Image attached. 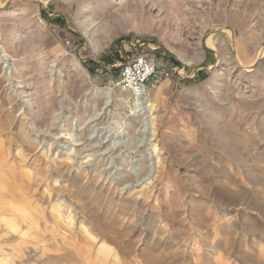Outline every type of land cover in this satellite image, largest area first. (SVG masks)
<instances>
[{
    "label": "rangeland",
    "instance_id": "rangeland-1",
    "mask_svg": "<svg viewBox=\"0 0 264 264\" xmlns=\"http://www.w3.org/2000/svg\"><path fill=\"white\" fill-rule=\"evenodd\" d=\"M6 54L0 264H264V0H0Z\"/></svg>",
    "mask_w": 264,
    "mask_h": 264
},
{
    "label": "built area",
    "instance_id": "built-area-1",
    "mask_svg": "<svg viewBox=\"0 0 264 264\" xmlns=\"http://www.w3.org/2000/svg\"><path fill=\"white\" fill-rule=\"evenodd\" d=\"M155 75L153 61L146 56H139L122 68L119 85L136 99H142L146 95L147 84Z\"/></svg>",
    "mask_w": 264,
    "mask_h": 264
},
{
    "label": "bare ground",
    "instance_id": "bare-ground-1",
    "mask_svg": "<svg viewBox=\"0 0 264 264\" xmlns=\"http://www.w3.org/2000/svg\"><path fill=\"white\" fill-rule=\"evenodd\" d=\"M4 57L5 58H3V61L0 60V63H4L6 68H9L10 61H14V60L11 59V57L8 54H6ZM140 101H141L140 104L142 105V107L140 106L142 108L141 111H143L141 115L142 116L148 115V116H146V119L149 120V122L146 123V125L154 126L155 124L153 123V121H154L153 115L155 114L154 112H155L156 105L154 103L149 102L147 97H145V96L142 97V99H140ZM153 130L155 132V128H153ZM154 136H155V133H153V137ZM155 149H157L156 145H155Z\"/></svg>",
    "mask_w": 264,
    "mask_h": 264
},
{
    "label": "crops",
    "instance_id": "crops-1",
    "mask_svg": "<svg viewBox=\"0 0 264 264\" xmlns=\"http://www.w3.org/2000/svg\"><path fill=\"white\" fill-rule=\"evenodd\" d=\"M11 196L13 197L14 195L12 194ZM86 233H87V234H90V232H89V231H86Z\"/></svg>",
    "mask_w": 264,
    "mask_h": 264
}]
</instances>
